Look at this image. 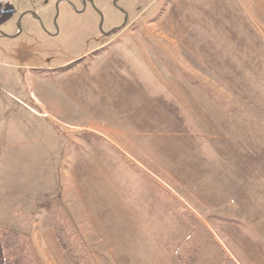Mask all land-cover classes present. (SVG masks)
<instances>
[{"label":"rangeland","instance_id":"obj_1","mask_svg":"<svg viewBox=\"0 0 264 264\" xmlns=\"http://www.w3.org/2000/svg\"><path fill=\"white\" fill-rule=\"evenodd\" d=\"M53 1L16 0L12 7L0 8V28L7 36L0 39L3 77L0 87L4 101L1 106L5 107L8 117L6 139L18 132L24 135L23 141H36L31 143L35 148L27 147V150H38L40 143L45 145L53 141V148H44L43 162L30 164L32 170L42 166L46 179L51 170H58L61 176L63 168L68 167L67 156L72 154L69 151L77 154L84 149L79 148L77 142H80L78 145L87 143L88 149L97 150L106 161H111L112 169L136 175L149 184L179 215L178 210L155 190V184L205 223L189 200L174 194L148 174L142 164L132 163L130 146H124V142L130 145L131 141H136L142 150L149 145L150 153L154 154L153 138L157 140L158 136L152 138L150 131L137 130L146 121L156 126L170 123L179 130L188 128L192 120L181 107L183 103L187 107L194 105L191 103L194 93L190 91L206 92L202 93V123L209 127L206 138L222 133L220 116L229 107L242 106L239 102L252 108L251 137L258 138L257 134L262 132L257 123L264 121V115L255 112L264 108V18H237L242 16L239 12L244 9L253 16L257 9L255 2L242 5L232 0H119L114 6V0H94L93 6L77 13L81 5L77 0H70L73 6H60L54 25ZM28 12L40 20L26 14ZM125 18L126 29L108 39L101 37L121 25ZM200 31L203 35H198ZM97 48L100 49L94 55L89 54ZM83 55L87 61L71 64L70 61ZM209 91L217 97L210 99ZM26 106L46 115L36 118ZM212 110L217 111L213 114ZM232 119L229 123L241 130L242 125ZM50 129L52 133H48ZM68 129L73 131L68 133ZM55 133H59L58 137ZM222 150L226 151V147ZM49 151H55L56 157ZM73 160L76 162L77 158ZM70 163L73 168V162ZM22 171L21 162L11 164V177L6 182L10 190L19 184ZM21 181L27 185L26 178ZM53 199L41 197L31 205L28 217L25 216L28 219L25 230L11 229L28 241L36 260L40 264H56L47 255L46 258L36 256L30 241L23 236L29 224L33 229L37 219L42 224L38 226L39 231L49 227L55 238L52 226L56 224L65 232L75 233L87 250L91 264H109L106 259L109 256L100 257L110 248L97 243L99 240L79 200L70 192ZM251 203L253 207L244 212L241 221L212 215L224 225L211 224L217 236L225 238L220 232L223 228L234 241L235 247L231 242L225 243L230 251L205 223L237 264H264V194L252 195ZM187 228L188 233V224ZM62 253L67 264H72Z\"/></svg>","mask_w":264,"mask_h":264},{"label":"crops","instance_id":"obj_2","mask_svg":"<svg viewBox=\"0 0 264 264\" xmlns=\"http://www.w3.org/2000/svg\"><path fill=\"white\" fill-rule=\"evenodd\" d=\"M250 1L255 2L257 8L253 16L248 9L243 8L244 10L239 12L242 16L237 18L248 20L264 18V0H232V3L244 5ZM256 22L254 21L253 24ZM244 31L247 33V30ZM198 35L203 34L200 31ZM2 38L5 37H0ZM0 79H3L1 73ZM229 86L232 88L233 83ZM190 92L194 93V97L191 98L193 100L191 103L194 105L187 107L188 105L183 103L184 106L181 107L188 119L192 120L188 128L179 130L170 123L156 126L146 121L147 118L145 120L147 123L137 130L150 131L152 138L158 136L157 140L153 138L152 146L156 147L154 154L150 153L149 145L142 150L136 141H131L130 145L124 142V146H130V152L133 154L130 155L132 163L142 164L148 174L154 176L174 194L184 196L185 201L189 200L194 206L192 207L194 211L198 212L196 214L212 230L213 224H217L218 227L224 226L212 215L238 218L241 221L244 219V212L253 207L252 195L264 194V121L257 123L262 132L257 134L258 138H255V135L251 137L252 108L246 106L244 102H239L242 106L229 107L220 116L222 119L219 130L222 129V133L218 132L216 136L211 135L210 139L206 138L205 132L209 131L207 129L209 127L203 126L202 123L204 91ZM2 93L3 89L0 87V229H14L17 232L25 230L30 213L28 210L32 204L34 206L41 197L49 196L50 199H53L52 197L55 199L64 197L70 192L86 209L88 221L92 222L90 224L94 229V235L99 240L97 243L99 245L104 243L110 248L108 253L102 254L100 258L109 256L106 259L111 264H180L175 249L187 235V224L149 184L141 181L136 175H128L112 169L111 161H106L97 150L88 149L87 143V145H78L80 142H77V146L84 149L77 154L73 150L69 151L72 154L67 156L68 167L63 168L61 176L58 170H51L50 176L46 179L47 176H43L42 166L39 170L36 168L32 170L30 164L42 163L44 148H53V141L45 145L40 143L41 148L38 150H27V147L35 148L31 143L36 141L26 139L23 141L24 135L17 134L18 132L15 136L6 139L5 125L8 117L5 107L1 106L4 104ZM209 93L210 99L217 97L212 91ZM197 99H200V102ZM26 110L39 119L46 115L29 107ZM212 111L215 114L214 111L217 110ZM236 111L238 113H235ZM255 112L256 115H264V108L260 107ZM230 119L242 125V129L238 130L234 124H230ZM155 127H158L157 130ZM153 130L159 132L156 134L152 132ZM33 131L31 128L30 132ZM71 131L73 130L68 129V133ZM48 133H52V130L50 129ZM58 135L59 133H55V137ZM206 142L208 144H205ZM225 147L226 151L222 150ZM46 152L48 153V150ZM49 152L56 157L55 151ZM75 158H77L76 162L73 160ZM19 162L23 166L19 184L10 190V186L6 183L11 177L10 166ZM70 162H73V168ZM26 163L29 164L28 167ZM70 168H72L71 172H69ZM25 178L27 185L21 181ZM1 180H4V183ZM50 180L54 182L51 184ZM32 184L37 186L32 187ZM50 185L55 187L51 188ZM67 203L68 208L71 209L68 200ZM34 222L33 229L29 224L28 230L23 231L25 232L23 236L30 241L36 256L46 258L47 255L54 259L56 264H67L50 228L45 227L39 231L38 226L42 224L37 219ZM212 232L228 249L226 242L236 246L223 228H220V232L225 238L217 236L213 230ZM236 236L240 237V234L236 233ZM242 241H244L243 236ZM0 264H4L1 246Z\"/></svg>","mask_w":264,"mask_h":264},{"label":"trees","instance_id":"obj_3","mask_svg":"<svg viewBox=\"0 0 264 264\" xmlns=\"http://www.w3.org/2000/svg\"><path fill=\"white\" fill-rule=\"evenodd\" d=\"M186 220L190 230L175 249L180 264H237L216 240L210 229L198 217L186 211L180 203L161 188L154 185ZM56 239L72 264H91L89 254L75 233L65 232L61 225L52 226ZM0 246L4 264H40L28 243L18 233L8 228L0 229Z\"/></svg>","mask_w":264,"mask_h":264},{"label":"flooded vegetation","instance_id":"obj_4","mask_svg":"<svg viewBox=\"0 0 264 264\" xmlns=\"http://www.w3.org/2000/svg\"><path fill=\"white\" fill-rule=\"evenodd\" d=\"M78 1V3L81 5V10L79 11V12H77V13H82V11H84V10H86L87 9V7L88 6H93V4H94V0H77ZM118 3V2H117ZM62 5H71V6H73V3L70 1V0H54L53 2H52V7H53V9H54V12H55V14H56V16H54V21H53V24L55 25V22H56V17L58 16V14H59V7L60 6H62ZM114 5V4H113ZM26 14H28V15H30V16H35V19H38V17L34 14V13H30V12H28V13H26ZM38 20H40V19H38ZM126 22H127V20H126ZM124 24V21H123V23L121 24V25H119V26H116V27H113L112 28V30L110 31V32H112L113 30H117L116 32H115V34H117V33H120V32H122L124 29H126L127 28V26H126V24L125 25H123ZM55 31L57 32V27L55 26ZM110 32H108L107 34H109ZM107 34H103V35H101V37L103 38V39H108L110 36H112V35H115V34H111V35H107ZM53 35H55V33L53 34ZM0 37H7L6 35H5V33H4V31L0 28ZM100 48H97V49H94V50H91L90 51V53L89 54H91V55H94V53L96 52V51H98ZM89 54H87V55H89ZM81 61H87L86 60V56H81V57H77L76 59H73L72 61H70L71 62V64L72 65H74V64H76V63H79V62H81ZM71 65H68L67 67H70Z\"/></svg>","mask_w":264,"mask_h":264},{"label":"built area","instance_id":"obj_5","mask_svg":"<svg viewBox=\"0 0 264 264\" xmlns=\"http://www.w3.org/2000/svg\"><path fill=\"white\" fill-rule=\"evenodd\" d=\"M16 0H0V8L2 9H6V8H10L14 5ZM32 3H36L39 0H29Z\"/></svg>","mask_w":264,"mask_h":264},{"label":"water","instance_id":"obj_6","mask_svg":"<svg viewBox=\"0 0 264 264\" xmlns=\"http://www.w3.org/2000/svg\"><path fill=\"white\" fill-rule=\"evenodd\" d=\"M119 0H114V2H113V4H114V6H117V2H118ZM126 18H125V20H124V24L123 25H125L126 24ZM117 30H113L112 32H110L109 34H107V35H111V34H115V32H116Z\"/></svg>","mask_w":264,"mask_h":264}]
</instances>
